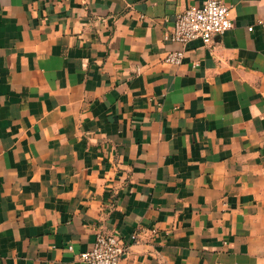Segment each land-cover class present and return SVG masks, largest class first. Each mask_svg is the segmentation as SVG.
<instances>
[{"label":"crops","instance_id":"1","mask_svg":"<svg viewBox=\"0 0 264 264\" xmlns=\"http://www.w3.org/2000/svg\"><path fill=\"white\" fill-rule=\"evenodd\" d=\"M204 1L0 0V264H264V0L166 40Z\"/></svg>","mask_w":264,"mask_h":264},{"label":"built area","instance_id":"2","mask_svg":"<svg viewBox=\"0 0 264 264\" xmlns=\"http://www.w3.org/2000/svg\"><path fill=\"white\" fill-rule=\"evenodd\" d=\"M231 8L223 0H206L198 5H191L176 14L174 22L166 32L165 39L171 42L187 44L201 39L205 44L212 42L213 37L222 35L233 27ZM253 30V26L249 27ZM185 59V50L169 51L164 61L179 65ZM139 233L132 234L131 240L137 241ZM130 245L118 234L96 233L91 249L80 254L88 264H120Z\"/></svg>","mask_w":264,"mask_h":264}]
</instances>
